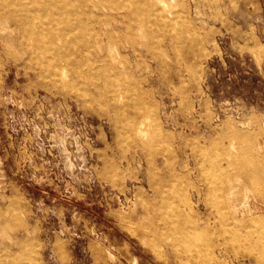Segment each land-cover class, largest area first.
Listing matches in <instances>:
<instances>
[{"label":"rangeland","instance_id":"rangeland-1","mask_svg":"<svg viewBox=\"0 0 264 264\" xmlns=\"http://www.w3.org/2000/svg\"><path fill=\"white\" fill-rule=\"evenodd\" d=\"M0 264H264V0H0Z\"/></svg>","mask_w":264,"mask_h":264}]
</instances>
